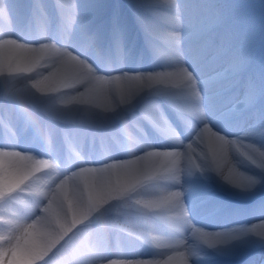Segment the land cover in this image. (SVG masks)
<instances>
[{
    "label": "clouds",
    "instance_id": "1",
    "mask_svg": "<svg viewBox=\"0 0 264 264\" xmlns=\"http://www.w3.org/2000/svg\"><path fill=\"white\" fill-rule=\"evenodd\" d=\"M0 264H264V0H0Z\"/></svg>",
    "mask_w": 264,
    "mask_h": 264
}]
</instances>
